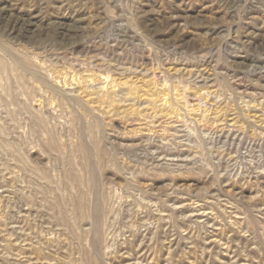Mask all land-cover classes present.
Wrapping results in <instances>:
<instances>
[{
	"label": "rangeland",
	"instance_id": "rangeland-1",
	"mask_svg": "<svg viewBox=\"0 0 264 264\" xmlns=\"http://www.w3.org/2000/svg\"><path fill=\"white\" fill-rule=\"evenodd\" d=\"M0 264H264V0H0Z\"/></svg>",
	"mask_w": 264,
	"mask_h": 264
},
{
	"label": "bare ground",
	"instance_id": "bare-ground-1",
	"mask_svg": "<svg viewBox=\"0 0 264 264\" xmlns=\"http://www.w3.org/2000/svg\"><path fill=\"white\" fill-rule=\"evenodd\" d=\"M83 197H84V196H83ZM83 197H82V198H83ZM81 201H82V200H81Z\"/></svg>",
	"mask_w": 264,
	"mask_h": 264
}]
</instances>
